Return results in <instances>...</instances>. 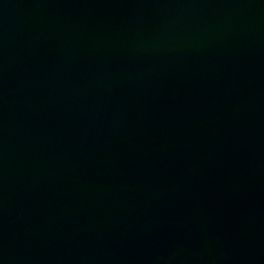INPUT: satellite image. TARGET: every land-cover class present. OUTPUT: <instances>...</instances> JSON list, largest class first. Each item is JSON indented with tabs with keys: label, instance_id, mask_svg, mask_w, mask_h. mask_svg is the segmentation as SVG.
I'll list each match as a JSON object with an SVG mask.
<instances>
[{
	"label": "water",
	"instance_id": "1",
	"mask_svg": "<svg viewBox=\"0 0 264 264\" xmlns=\"http://www.w3.org/2000/svg\"><path fill=\"white\" fill-rule=\"evenodd\" d=\"M0 264H264V0H0Z\"/></svg>",
	"mask_w": 264,
	"mask_h": 264
}]
</instances>
